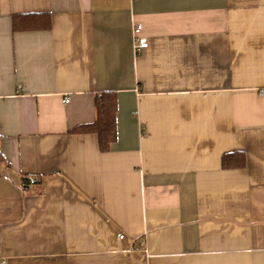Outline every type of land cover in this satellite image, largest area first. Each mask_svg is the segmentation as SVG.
I'll use <instances>...</instances> for the list:
<instances>
[{"label": "crops", "instance_id": "1", "mask_svg": "<svg viewBox=\"0 0 264 264\" xmlns=\"http://www.w3.org/2000/svg\"><path fill=\"white\" fill-rule=\"evenodd\" d=\"M0 137V264H264V0H0Z\"/></svg>", "mask_w": 264, "mask_h": 264}, {"label": "trees", "instance_id": "2", "mask_svg": "<svg viewBox=\"0 0 264 264\" xmlns=\"http://www.w3.org/2000/svg\"><path fill=\"white\" fill-rule=\"evenodd\" d=\"M14 31H29L43 28H50L51 20L48 14H15L13 17ZM96 117L89 124H81L72 129L73 133L98 134L99 148L102 152L108 151L110 145L117 140V113H118V94L115 91L105 90L95 97ZM1 138V137H0ZM1 157V152H0ZM222 165L227 169H235L246 165V157L243 151L224 153ZM25 185H35L41 183L42 178H24Z\"/></svg>", "mask_w": 264, "mask_h": 264}, {"label": "built area", "instance_id": "3", "mask_svg": "<svg viewBox=\"0 0 264 264\" xmlns=\"http://www.w3.org/2000/svg\"><path fill=\"white\" fill-rule=\"evenodd\" d=\"M133 32H134V46H135V52H141L143 51L146 47H148V40L147 37L145 35H143L142 33V25L141 24H135L134 28H133ZM66 102L69 101V98H67L65 100ZM31 182H34V178H31ZM121 238L124 237V235L122 234L120 236Z\"/></svg>", "mask_w": 264, "mask_h": 264}]
</instances>
